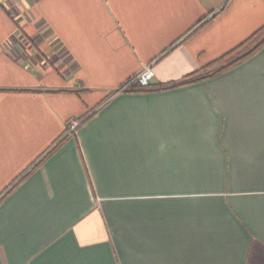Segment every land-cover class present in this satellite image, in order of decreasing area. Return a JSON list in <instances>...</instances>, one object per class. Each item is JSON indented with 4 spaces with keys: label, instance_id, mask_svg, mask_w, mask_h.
Masks as SVG:
<instances>
[{
    "label": "crops",
    "instance_id": "1",
    "mask_svg": "<svg viewBox=\"0 0 264 264\" xmlns=\"http://www.w3.org/2000/svg\"><path fill=\"white\" fill-rule=\"evenodd\" d=\"M263 25L264 0H0V264H264V45L181 83Z\"/></svg>",
    "mask_w": 264,
    "mask_h": 264
},
{
    "label": "trees",
    "instance_id": "2",
    "mask_svg": "<svg viewBox=\"0 0 264 264\" xmlns=\"http://www.w3.org/2000/svg\"><path fill=\"white\" fill-rule=\"evenodd\" d=\"M264 45V25L253 32L248 38L229 50L227 53L211 62L207 67L201 71H197L190 75H187L181 83L193 82L199 78H206L212 74L219 73L225 69H228L236 63L248 58ZM177 83H170L164 86H172ZM151 85V83H150ZM147 87H134L132 90H145ZM161 88V87H160Z\"/></svg>",
    "mask_w": 264,
    "mask_h": 264
},
{
    "label": "built area",
    "instance_id": "3",
    "mask_svg": "<svg viewBox=\"0 0 264 264\" xmlns=\"http://www.w3.org/2000/svg\"><path fill=\"white\" fill-rule=\"evenodd\" d=\"M154 77V71L152 69V65H145L143 70L135 77L131 78L125 85L122 87L123 89H128L134 87L135 83H138L139 87H147L150 85L152 79ZM78 126L77 121H72L70 125L71 130H75Z\"/></svg>",
    "mask_w": 264,
    "mask_h": 264
}]
</instances>
